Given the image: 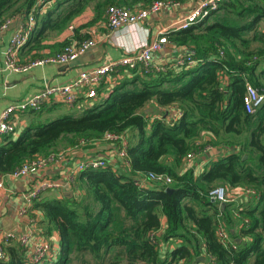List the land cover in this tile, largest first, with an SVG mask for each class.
I'll return each mask as SVG.
<instances>
[{"label":"trees","instance_id":"16d2710c","mask_svg":"<svg viewBox=\"0 0 264 264\" xmlns=\"http://www.w3.org/2000/svg\"><path fill=\"white\" fill-rule=\"evenodd\" d=\"M156 1L189 0H0V25L15 17L26 22L32 13L24 48L39 52L48 33L72 28L91 9V20L74 28L70 39L49 46L56 54L85 40L88 29L105 22L110 6L133 11ZM262 23L264 0H222L204 20L166 34L168 45L184 50L181 57L152 62L147 70L142 64L120 67L109 75L110 84L100 85L91 106L46 117L62 106L50 102L28 112L33 121L15 140L4 138L0 176L56 153L62 141L70 148L80 141L94 145L107 133L127 140L120 164L84 170L71 197L36 199L28 208L30 218L41 217L42 237L58 236L53 264H70L71 256L81 264H264V105L253 114L243 106L246 81L264 94ZM148 105L159 113L147 116ZM203 146L220 154L197 172L185 160L199 157ZM148 174L171 183L136 184ZM217 187L256 195L222 208L209 197ZM220 224L231 238L227 246L215 236ZM5 252L0 264H30L16 241L7 242Z\"/></svg>","mask_w":264,"mask_h":264},{"label":"built area","instance_id":"2783aa9c","mask_svg":"<svg viewBox=\"0 0 264 264\" xmlns=\"http://www.w3.org/2000/svg\"><path fill=\"white\" fill-rule=\"evenodd\" d=\"M222 0H199L182 17L174 20L167 26L158 27L156 31V38L146 43L143 48L129 55L95 67L94 69L82 72L73 82L61 87L46 86L32 97L7 106L0 113V137L14 132V121L17 115L24 114L31 111H39L44 105L50 102H58L68 108L78 105L82 96L84 101H88L91 106L97 98V90L100 85L109 77V75L120 67L134 68L138 64H142L147 70L153 67L152 58L155 53H158L162 47L167 45L166 34L171 31H178L186 29L199 21L207 18L214 12ZM41 4V1L38 3ZM181 6V3L156 1L149 7L134 9L129 11L127 9L110 6L106 11L105 24L110 32L122 29L132 24H142L151 15L157 14L166 8ZM17 18V17H15ZM10 18L0 25V34L7 30L13 19ZM20 18V17H18ZM34 27V17L32 13L29 14L26 22L21 21L18 29L11 35L8 46L4 52L3 68L12 72H25L28 69L36 66H43L46 64L67 65L76 60L78 57L84 55L88 50L96 45L94 39L86 38L80 43H73L65 46L60 52L38 58L35 60L21 61L19 54L26 45L29 35ZM71 29V27H70ZM192 66L193 62L188 61ZM178 63H183L182 59ZM264 105V94L258 92L248 81L245 82V95L243 98L244 111L247 114H253ZM102 142L114 145L117 157L122 161L126 154L128 146L127 140L122 135L107 133L102 137ZM85 141H80L79 146L85 144ZM197 147L202 146L196 143ZM209 146L201 148V154L209 150ZM64 152H57L48 156L38 157L30 162L22 164L20 167L14 169L11 173L3 175L4 177H11L18 179L27 177L32 173H39L48 166L61 163L65 158ZM196 156L189 154L186 157V165H190ZM107 167V162L101 158H91L81 160L77 163L75 169L70 172L68 176V184L74 188L75 177L78 173L92 169H103ZM144 182H153L156 184L169 185L171 179L163 175L148 174L137 180V185H142ZM61 184L57 180H41L33 190L24 194L25 204L22 206L20 214L27 215V210L32 206L33 202L38 199L39 195L50 189H59ZM2 183L0 182V189ZM256 195L254 190H245L232 192L225 188L217 187L209 192V197L212 201L219 204H226L235 201L239 197L250 198ZM222 224V223H221ZM219 225L216 228L215 236L220 244L227 246L231 242L228 230L225 226ZM9 241H16L27 250V256L30 264H53L57 259L58 246L54 245L48 238H44L37 234L34 230L28 233L17 235L10 232H3L0 228V261L6 258L5 245Z\"/></svg>","mask_w":264,"mask_h":264},{"label":"crops","instance_id":"0c3cea01","mask_svg":"<svg viewBox=\"0 0 264 264\" xmlns=\"http://www.w3.org/2000/svg\"><path fill=\"white\" fill-rule=\"evenodd\" d=\"M199 0H189L181 4V6H172L161 10L157 14L151 15L142 24H132L119 30L110 32L107 29L105 22H100L88 29L89 36L87 38L94 39L96 45L88 50L84 55L78 57L76 60L67 65L46 64L43 66H36L28 69L25 72H12L3 68L4 52L8 46L11 35L18 29L21 24L20 18H15L10 23L7 30L0 34V113L7 106L24 101L46 86L61 87L73 82L82 72H87L95 67L118 60L125 55L137 52L141 48L156 38V31L158 27L167 26L174 20L182 17L190 11L196 2ZM48 4L43 8L46 9ZM87 9L83 15L77 17L72 22V28L63 31L60 34L50 32L42 45H45L41 51L28 53V47L21 50L19 57L23 62L27 59L33 58L35 54H39L40 58L43 56H50L54 54L49 46L59 44L66 39L72 37L74 28L81 26L91 20L93 12ZM44 11V10H42ZM86 15V16H85ZM87 17V20L84 19ZM264 25V23H262ZM184 50L175 48L170 45H165L162 49L153 55L152 62L155 65H164L173 58H179L183 55ZM39 57H36L38 59ZM226 79V78H225ZM105 83L110 84L108 77ZM53 102V101H52ZM58 103V102H55ZM90 104L84 101V97L80 99L78 105L72 109L62 104L59 109H53L51 113L45 115L46 117H55L69 112L79 113L81 109ZM88 106V105H87ZM156 115L159 109L153 105H148L143 110L145 114L148 111ZM78 111V112H77ZM168 111L174 114V110L170 108ZM149 114H147L148 116ZM34 116L30 113L19 114L14 121V132L0 137V144H4V138L15 140L21 132L33 121ZM61 146V145H59ZM84 146L83 148H81ZM64 150V151H63ZM220 149L209 148L203 152L199 157H195L190 166L195 171H201L210 160L216 159L220 154ZM57 152H64L65 158L61 163L48 166L39 173L29 174L27 177L12 179L11 177L0 176L2 188L0 189V228L3 232H10L17 235L28 233L34 230L40 235L42 226L39 225L40 216L37 214L35 219L30 218L29 215L20 214L22 206H24V194L27 195L33 188L40 183L41 180H57L61 184L59 189H50L42 192L38 199L44 198H59L61 196H72V188L68 184V176L73 171L77 163L81 160L91 158H101L106 160L107 166L115 167L121 163L117 157L114 145L96 143L94 145L83 144L80 147L70 148L67 145L61 146L56 150ZM72 192V195H70ZM232 192H238L232 190ZM54 245H58V236L56 233H51L48 238Z\"/></svg>","mask_w":264,"mask_h":264},{"label":"rangeland","instance_id":"374dc122","mask_svg":"<svg viewBox=\"0 0 264 264\" xmlns=\"http://www.w3.org/2000/svg\"><path fill=\"white\" fill-rule=\"evenodd\" d=\"M92 12V10H89V12ZM86 12V11H85ZM84 13H82L81 15H83ZM86 16V15H85ZM80 17V16H79ZM84 19H86L87 20V17H85ZM260 29H263L264 30V25L262 24L261 26H260ZM67 31V30H66ZM63 33V32H62ZM54 55V54H53ZM28 60V59H27ZM147 114H150V115H153V113L152 112H150V110L148 111V113ZM101 144H107L106 142H101ZM60 145L61 146H66L67 144H66V142L65 141H62L61 143H60ZM61 146H58V148H61ZM84 146H82L81 148H83ZM57 148V149H58ZM64 151V150H63ZM60 152H62V151H60ZM56 153H57V151H56ZM82 259H84V260H86L87 258H82ZM70 264H81V258H76V257H74V256H71V262H70ZM84 264H86V263H84Z\"/></svg>","mask_w":264,"mask_h":264},{"label":"water","instance_id":"95a60500","mask_svg":"<svg viewBox=\"0 0 264 264\" xmlns=\"http://www.w3.org/2000/svg\"><path fill=\"white\" fill-rule=\"evenodd\" d=\"M165 191L168 192V193H170L172 191V189L167 188ZM70 195H72V192H70ZM220 206L223 208L225 206V204L222 203V204H220Z\"/></svg>","mask_w":264,"mask_h":264}]
</instances>
